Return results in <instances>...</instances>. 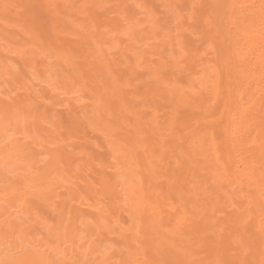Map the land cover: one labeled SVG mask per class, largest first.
<instances>
[{
    "label": "bare ground",
    "instance_id": "1",
    "mask_svg": "<svg viewBox=\"0 0 264 264\" xmlns=\"http://www.w3.org/2000/svg\"><path fill=\"white\" fill-rule=\"evenodd\" d=\"M113 1L114 0H112V2ZM184 1L185 2H181L179 4L185 5V3H187L186 5L189 6L193 5L194 8H197L198 5L196 6L195 3L201 0H197V1L184 0ZM203 1H205L203 2L205 3V5H202L203 3H201V5L204 6L205 8L202 7L199 3L198 4L201 6L202 9H205L203 11L204 15L200 14V12L197 13L198 15L200 14L199 15L200 17L202 16L201 17L202 19L200 17L199 18L196 17V12L198 11L199 8L197 9L196 12H195L196 9H194V11H192V14L190 12L191 17H193L194 23L197 24L196 20L199 19L200 21L201 19V22L198 23L199 26H197L198 30L197 27L193 26V29L194 28L196 29L195 32L192 31V29L190 32L188 31L184 32V28H186L187 25L182 23V25H185L186 27L185 26L180 27L181 19H179L180 15H178L182 11V10L180 11V9H186V8L189 9L192 6L188 8L186 6L181 5L182 8L181 7L179 8L180 12L178 13L177 11L176 15L174 14L176 12L173 11L172 8L168 9L170 12L165 11L167 12L166 14H168L169 12L168 14L169 16L168 17L166 16L165 18H168L169 20L171 19V21L176 20L177 22H173L175 24L169 23L171 24L170 26L166 24L164 26H161L158 23L155 24L156 26L159 25L161 26V28L162 27L164 28L162 29L165 30V32L162 30L163 32H161L159 35H161L163 38L167 37V39L161 40L165 44L164 50L162 48L163 52H160L161 55L155 59H152V61H149L151 60L150 57L148 58L149 60H146L147 62L149 61L151 64L149 62H148L149 64L148 63L145 64L146 62L145 60H143L144 58L142 57V54L145 51H142V49L139 50L140 49L139 46L138 48H136V46L134 48V46L132 45L133 46L132 47L131 43H129L130 44L128 46L129 50H127L129 51V55H127V53L125 52V56H128V59H130V61L126 60L127 61L126 62L125 59H121V60L107 59L108 62H105V60L102 59L100 61L97 60L99 64L96 65V63L94 64L93 62V65H91L94 66L92 67L93 71L96 69L95 71H97L98 73L100 72L101 75L106 74L104 75L106 76V78L108 77L107 74H109L108 79L111 78L110 76H112V73L114 71L116 72V70H118L119 67H121L119 70L124 68L123 71L125 70V72H121V73H125L124 75L126 76L125 78L122 76V78L125 79V82L123 79L120 78L123 81V82L121 81L122 85L125 86L127 83L130 82L129 87L134 88L128 91L129 93H132L130 98H128L130 94L129 95L127 94L128 93L126 92L127 89L123 91L124 87H122V85L118 81L117 82L114 81V85H112L110 82L111 87H109L107 91L105 90V95L106 96L108 95V98H110L109 100H111L112 103L110 107L113 109L112 111L111 110L108 111L107 109L106 111L109 112L107 114L110 115L115 114L113 112L121 113V115H118L119 117H113L112 115H111L112 118L110 116L107 117V118H111L108 119L109 122L111 123L109 127L111 128L113 125H117V127H120V129L124 131L123 133L124 135L121 134L122 136H120L118 135V133L120 132H118L116 133L117 136H119L118 138L113 134H111L110 138L114 136L118 140L120 139L121 143L123 142L125 144V145H120L114 143V146H116V148H113L114 151L111 149V153H109L110 156L111 155L113 156L112 154L113 151L115 153H118L117 156L115 154V156L118 157V159L122 158L120 162L118 161L119 164L117 168L119 167V169L114 170V175L113 177L111 175L110 179L114 177L118 178L119 175L123 174L125 176L124 179L125 182H123L122 180L123 178L121 179V181L117 179L115 180L112 179V181L110 179H109L110 181H107L104 178L102 179V177L100 176L101 174H103V172L102 173L100 172L101 173L100 176L97 175L98 177L97 179L95 178L96 177L95 173L93 174L94 178L97 180L95 185L98 186L97 184L99 185L102 184V186L100 185L102 187L101 189L103 190L101 192L105 193L103 194L104 196L103 198H101L102 197L101 195V197L99 198L100 200L98 199L101 202L97 204V205L100 204V208L99 207L98 208L99 210L102 207H104L105 209L103 210L101 209L100 212L99 211L97 212L96 208L93 207L92 208L96 209L93 211H96L98 213V216L99 213L101 212L106 213L105 212L106 210L109 211L110 209L111 211V214L109 211L108 218L110 219V217H112L111 219L112 223L109 222L112 224V226L111 224L108 225L107 223L105 228L108 227V229L111 228L112 230L111 229H110L111 231L107 230L106 235L108 237L106 236L107 238L105 237L106 239H104L103 242H105L106 240L111 241L108 239L110 238V236L108 235L109 233L117 235V237L114 236V238L111 241V242H116L115 246H113V249L111 250L109 248V245L108 247L106 245V247L112 251L110 254L113 255L114 253L118 254L117 255L118 257L116 259L119 260L118 264H264V0H203ZM164 2L162 0V4H164ZM131 4L133 5V3ZM141 4L143 3L141 2ZM167 4H170L169 0ZM174 4L173 2L171 3L172 6ZM159 5L161 6V1L160 3L158 2V4L156 3V6ZM171 5H167V6L169 7ZM117 6L119 7L118 4ZM134 6H132V8ZM156 6L154 7L156 8ZM120 8L121 7H119V9ZM164 8L166 9V7ZM164 8L163 10H165ZM46 10L50 11V9H46ZM50 12H52V10ZM137 13L135 15H137ZM193 13L195 16L193 15ZM151 15L154 14L152 13ZM188 15H189V11H188ZM160 16H158V19ZM185 16H187V14ZM133 17H135L136 19V16ZM194 18H196V20ZM148 20L149 19H147V21ZM166 20L167 19H165L164 21ZM133 21L136 22V20ZM134 23L133 25H135ZM161 23L162 22L160 20V24ZM118 24L116 25H118L119 27L122 25L121 23ZM80 25L82 24L80 23ZM172 25L175 28V30H173ZM165 26L168 27L167 31L165 29ZM87 27L89 28V26ZM144 27L146 28V26ZM161 28H159V30H161ZM137 29H140L139 32L135 31L136 33H138L139 36L140 34H142L141 36L146 35V33L143 34L142 32L143 31L147 32V30H142L143 28H139V27ZM132 30L129 29V33ZM157 30L158 29H156V31ZM152 31L155 32L153 29ZM85 33L90 34L87 32ZM126 33L123 32V34ZM80 34L79 37L81 38ZM82 34L84 35V31ZM96 34L94 36H96ZM91 35L93 37V34ZM91 35H89L88 38H91L90 37ZM100 35L102 37L103 34ZM157 35L158 34H156V36ZM133 36L134 33L132 34V37ZM102 38H100L99 43L98 40H96L97 41L96 44L102 46L104 45L106 47V45L103 44L102 42V40H104ZM110 39L112 40V38ZM136 39H138V37L135 38V40ZM145 39L147 38L145 37ZM87 40L84 41L87 42ZM116 40L118 39L116 38ZM123 40L121 41L123 42ZM155 40L159 41L158 38H156ZM155 40L153 41L156 42ZM81 41L84 42L83 39ZM81 41L79 42L82 43ZM86 42H84L85 43L84 45L89 44ZM122 42L120 43V38H119V43L121 45ZM91 44L92 43H90L89 45ZM106 44L109 45L107 41ZM94 46H97L98 49L95 48ZM94 46L92 44V48L93 47L95 48V52L99 53V54L96 53V55L98 54L99 56L98 55L94 56L97 59L101 56H104L103 54L107 52V51L104 52L101 46L100 49L98 45L94 44ZM112 46L114 47V43ZM85 48L87 49V47ZM162 53H164V55H162ZM153 54H155V52ZM87 55L89 56V54H86V56ZM71 56L74 57V55ZM106 58L108 57H105V59ZM86 60L88 59L86 58ZM123 63H125V65ZM88 64L90 63L88 62ZM121 64L123 67L121 66ZM69 66L72 67V65ZM114 67H116V69ZM162 68L165 70L166 73L163 72L164 70L160 71V69ZM128 72L130 73L131 77L133 76L132 78L130 77L131 79L127 77L126 73ZM88 75H90V77L93 76L92 74H88ZM95 77L96 76H94L93 79ZM99 77L100 76H98V78ZM106 78L105 80L107 81ZM102 79H104L103 75H102ZM69 81H71V79ZM89 81L91 82V80ZM81 82L84 83V81ZM90 82H89V87L92 86V83ZM115 83H119L120 85L119 84L115 85ZM100 84L101 83H99V85L97 86H95L94 84L93 87L95 86L96 88H98V86L99 87L101 86ZM80 85L82 84L80 83ZM120 86L122 87V90L120 89ZM93 87H91L92 88L91 91L93 92L94 90L93 92L94 95L96 91H95V87L94 89ZM132 90L134 91L132 92ZM101 91H104L103 86ZM86 92H87V88L85 93ZM127 95L128 97L126 98L125 96ZM101 96L99 97L101 98ZM99 97L97 99H99ZM104 97L105 96H103V98ZM93 101H91V104L93 103ZM106 101H108V99ZM106 101H105L106 104L109 103ZM101 102H103V100H101ZM101 102H99L98 105H100ZM103 106L104 105L100 107L103 108ZM82 107H86V106L84 105ZM94 107L92 106L91 108L94 109ZM110 107L108 108L110 109ZM105 108L106 105L104 109ZM98 113H99L98 115L99 117L100 115L103 117L104 116L103 114H105V112L103 114H101L100 112ZM127 114L130 116L129 118H126ZM96 117L94 115V118ZM75 118L74 120L72 119L70 120L72 124L75 121ZM81 118L83 119V117ZM77 119L78 118H76L75 121L76 123H77ZM101 119L103 118L100 117V121ZM129 119H131V121H129ZM37 120H39L38 117ZM97 120L98 119H96V123H98ZM105 120L103 119L102 122ZM119 121L122 122L120 123ZM61 123L62 122H60V124ZM103 123L106 124V122ZM5 125L6 124H4V126ZM11 125L13 124H10V126ZM0 126H1L0 130H1V128H3L2 127L3 125ZM98 126L101 125L97 124V127L95 126L97 130H98ZM75 128H76V124H75ZM75 128L74 131H76ZM106 128H108V126L105 127V129ZM111 131L113 130H110V132ZM75 136H77V134H75ZM110 138L108 141L110 143L106 144L107 148L109 147L108 148L109 151L110 148L113 147L109 144L111 143L113 144V142H115V140L112 142ZM8 141L10 142V140ZM11 141L13 140L11 139ZM18 148L20 147L18 146ZM1 149L2 148H0V151ZM16 149L17 148H15L14 150L16 151ZM21 151L23 152V149ZM80 151H82V149ZM127 157H129L128 160L126 159L125 161H123V159ZM6 159L7 158L5 157L3 162L0 163L1 178L2 176H4L1 173H4V171L8 170L4 168V163L6 162ZM109 159L112 158L109 157ZM25 160L27 161V159ZM68 164H70V162ZM83 167L86 166L80 165L79 168L80 170L78 169L79 170L78 176H80L79 172L81 170L82 172L85 171L83 170ZM111 168L112 166L110 167V169ZM19 169L21 168L19 167L13 168V171L16 172V170ZM22 169L25 170L24 168ZM94 171L95 170H93V172ZM19 173L20 172L18 171L16 172L15 175L10 176L11 179L17 178L18 180L19 176L21 177L24 176L26 181L29 180L27 175H23L24 172H22V174ZM29 175L30 174H28V176ZM82 176L83 175H81L80 177ZM103 176L105 177V175ZM5 177L6 175L4 176V178ZM15 181H12L14 185L16 183ZM88 181L87 180L85 181L86 187L88 186L90 187V185L93 186V184H90V182ZM3 182L4 180L2 178V183L1 182L0 183L2 184V186H4L5 190L7 189L6 188L7 185L8 187L10 184L12 185V183L10 184L7 183V180L5 181V183ZM23 182L25 183V180ZM93 182L95 181L93 180ZM6 183L7 185H5ZM28 183H26V185L23 186L25 189L26 186L29 185ZM32 183H34V185L37 186V189H39L38 187L41 186V184L36 185L34 181ZM83 184L85 185V183ZM47 185L48 186L45 185L46 188H44L43 191L39 192V190L36 189V191H38L37 194L36 193L32 194L35 196V199L36 198L38 199L37 201L41 200L42 203L43 201L47 202L52 199L53 195H55L53 194L54 190H52L51 188L52 185L55 184L51 182L50 184L47 183ZM113 185L116 188L118 185L119 186L121 185L119 188H117L118 190L114 192L116 194L119 193V195L117 200H115L116 202L114 201L115 203H112L115 204L114 205L115 207L111 209L112 207L109 204L110 203L109 202L107 205L110 206H107L108 209H106L104 203L103 205H101L102 202L104 201L101 199H106V201L111 199L109 198V195L112 194L111 192H109V190ZM92 186H91V191L94 190V189L92 190L93 188ZM100 186H98V189H100ZM29 190H26L27 194L29 193L28 192ZM96 190L97 189H95V191ZM13 194L15 193L13 192L12 195ZM23 196L24 194L22 195V197ZM114 197L117 196L114 195ZM1 198L2 196L0 195V199ZM15 201H19V200H15ZM25 201H27V199ZM25 201L23 203H25ZM23 203L21 204L22 206L20 205L21 207L18 206L20 217L23 220L24 218L28 220L29 214L26 213L27 214L26 215L24 214V211L23 212L20 211L21 209L23 210V206H24ZM47 203L45 205L50 206V204ZM119 210L121 211L120 214L118 215ZM26 211L27 212L30 211L29 207L26 208ZM95 214L96 213H94V215ZM103 214L100 217V219L103 218L104 216ZM121 214L124 216L123 219L125 220L123 223H120V220L123 221V219H121L123 217ZM26 216L28 218H26ZM31 216L32 215H30V217ZM6 218L8 219L7 215ZM103 219H105V217ZM109 219L108 221H110ZM32 220L33 219H31L30 221L32 222ZM99 221L100 220H97V222ZM0 223H3L2 220ZM17 224L19 223H17L16 218H13L11 225L16 226ZM4 226L6 225L3 224V226L0 227V230L4 231L5 230L3 229ZM58 227L59 224L57 228ZM93 231L94 229H92L91 234L93 233ZM12 232L16 233L15 230H13ZM49 233H47V235ZM57 233L58 232H56V235ZM73 239L72 241L74 243L76 240L74 241ZM100 242L101 245L104 246L103 245L104 243L102 244V241ZM100 242L96 244L97 247L94 245L93 247L90 246L91 248H96L94 252H97V250L99 249L98 247L100 245ZM84 243L87 245L86 242H83L82 246L84 245ZM111 245L114 244L111 243ZM78 247H81V244ZM81 248L79 249L81 250ZM102 248L104 250V247ZM105 250L107 251L106 248ZM87 251L89 250L87 249ZM227 251L228 253H225ZM102 252L103 251H101L100 253ZM87 253L91 255V253L89 252ZM104 254L106 255L108 253H104ZM110 254H109L110 256L109 258L113 256V255L111 256ZM201 254L202 256H200ZM98 255L97 258H95L96 256H94L93 258L94 262L97 261L96 264H103L102 262L104 261H106V264H108L107 261L108 259L106 260L105 255H103L104 257H102L101 254ZM24 256L25 257L12 260V262L14 264H21L22 262L25 264H51V262L50 261L48 262L46 258L42 259L43 257L41 258L40 261H37L36 260L37 255L35 256L30 253L27 254L25 253ZM76 257L77 256H75V258ZM80 257L82 256H79V258ZM79 260L80 259H77V261ZM88 260H90V256ZM116 260L114 262L112 261L110 262L112 264L113 263L115 264ZM73 262L74 264L78 263L75 262V259ZM0 264H9V263H7V261L0 258ZM78 264H83V263H78Z\"/></svg>",
    "mask_w": 264,
    "mask_h": 264
},
{
    "label": "rangeland",
    "instance_id": "2",
    "mask_svg": "<svg viewBox=\"0 0 264 264\" xmlns=\"http://www.w3.org/2000/svg\"><path fill=\"white\" fill-rule=\"evenodd\" d=\"M114 1L112 2V0H82V1L81 0H77V1L76 0H46V1L45 0H0V121H1L0 125H3L2 126L3 128H1V130H0V148H2L0 151V163L3 162L5 157L7 158L6 162L4 163V168L8 169L7 170L8 172L4 171V173H1V174H3L4 176L6 175L5 178H4V176H2V178L4 180L3 183H5L6 180H7V183H9V184L12 183V185L10 184L12 187L10 185L8 187L7 183L5 184V185H7L6 190H8V191H6L4 186H2V184H1L2 178L0 176V180H1L0 181L1 182L0 183V186H1L0 187V195L2 196V198L0 199V222H1V220L3 222V223H0V227L3 226V224L6 225L3 228V229H5L4 231L0 230L1 231L0 232V258L7 261V263H9V264H14L12 262V260H14V259L25 257L24 256L25 253L26 254L30 253V254L35 255V256L37 255L36 256L37 259L35 258L37 261H40L42 257H43L42 259L46 258L48 262L49 261L51 262V264H71V263L74 264V262H73L74 259H75L76 263L78 262V263L84 264V262H85V264H96L97 261L96 262L93 261L94 256H96L95 258H97V255L101 254L102 257H104L103 256V255H105L104 253H108L105 255V257H106V260L108 259L107 261L109 264L110 261L114 262L118 257L117 253H114V255L110 254L112 252L111 250L113 249V246H115V244H116V242H111V241L114 238V236L117 237V235L109 233L108 235L110 236L111 239L110 238H108V239L111 241L106 240L107 242L106 241L103 242V240L108 237L106 235L107 230L108 231L112 230L110 228V226H109V228L111 230L108 229V227L105 228L107 223H108V225H110L112 223V221H111L112 217H110L111 216L110 215L109 216L110 219L108 218L110 209H109V211L106 210L105 211L106 213L103 212L104 214L102 212L99 213V216H98L97 212L98 211L100 212L101 209L102 210L105 209L104 207H102L99 210L100 204L97 205L100 202L99 198L101 197V195H102L101 198H103L104 197L103 194H105V193L101 192V191H103L101 189L102 184H100L101 186L99 184H97L98 186H100V189H98V186H96L95 183L97 182V180H96L98 178L97 175L100 176V174L102 172H103V174H101V176H100V177H102V179L104 178L107 181H110V180L112 181V179H114V180L117 179V180L121 181V179L123 178L122 180H123V182H125L124 181L125 176L123 174L119 175L118 178L114 177V178L110 179L111 178L110 176L112 175V177H113V175H114V170L119 169V167L117 168V166H118L119 162L122 160V158L118 159V157H116L118 155V153L113 152L114 151L113 148H116V146H114V143L120 144V145H125V144L123 142H122L123 143L122 144L120 139L119 140L117 139L119 136H117V134H116V133L120 132V133H118V135L122 136L121 134H123L124 131L122 129H120V127H117V125H113L111 128L109 127V125H111V123L109 122L108 119H111L112 116L113 117H119L118 115H121V113L113 112L115 114H111L112 116L110 114H107V113H109L108 112L109 110L112 111L113 109L110 107L112 105V103H111V100H109L110 98H108V95L107 96L105 95V90L107 91V89L109 87H111L110 82L112 85H114V81H116V82L118 81L122 85L123 81L121 79H123L125 82L124 78L126 75H124L125 73H121V72H125V70L123 71L124 68H122L121 69L122 71H121V70H119L121 67H119V69L117 67L118 70H116V72L118 71L119 72V73L117 72L118 74L114 71L112 73V76H110L111 77L110 79H108L109 74H107L108 75L107 78H106V76H104L106 74H102L103 78H104V79H102V75L100 74V72L98 73L97 71H95L96 69L93 71L92 67H94V66H91V65H93V62H94V64L96 63V65L99 64L98 61H100L102 59L105 60V62H108L107 59H111V60L112 59H117V60L118 59H120V60L125 59V61L126 60L130 61V59H128V56H125V52L127 53V55H129V51H127V50H129L128 49V46L130 45L129 43H131V46L133 45L134 48H135V46H136V48H138V46H139V48H140L139 50L142 49V51H145L144 53L146 55L144 53H143L144 54L143 55L142 52H141V54H142V57L144 58L143 60H145V62H146L145 64H147L149 61H152V59H155L161 55L160 52H163L162 48L164 50L165 44L161 40L162 39L165 40V39H167V37L163 38L161 35H159L161 32H163V31L165 32V30H163L164 28L162 27L163 28L162 29L161 26H164L165 24L170 26L171 24H169V23L175 24L173 22H177L176 20L171 21V19L169 20L168 18H165L166 16L167 17L169 16L168 14L170 11L168 9L172 8V10L176 12V13H174L175 15L177 14V11L179 13L182 10L181 13L178 14V15H180L179 19H181L180 20L181 21L180 27L187 25L188 29L186 26H185L186 28L183 27L184 32L185 31L190 32L191 29H192V31L195 32L196 29L194 28L195 29L194 30L193 26L197 27V26H199L198 23L201 22L202 16L200 17L199 15L203 14V11L205 10V9L201 8L202 5H205V3H203L205 1L201 0L197 3H195L196 6L198 5L197 8H194L193 5H191L192 7L189 5H186L187 3H185V5L179 4L181 2H185L184 0L183 1L182 0L181 1L180 0H174V1L169 0L170 4H167L168 0H163V2L164 1L166 2V3L164 2V4H162V0H114ZM156 1H158L159 3L161 1V6L160 5L156 6V3L158 4V2H156ZM138 2H140V3H138ZM141 2L143 4H141ZM172 2H173V4L175 3L173 6L171 5ZM100 3L102 6L100 5ZM131 3H133V5ZM198 3L200 5H201V3H203V4L200 6ZM117 4L119 5V7H121L122 9L124 8V9L123 10L121 8L119 9ZM166 4L171 5V6L168 7ZM112 5H114V6H112ZM181 5L186 6L188 8L191 7L189 9L190 10L193 9V10L190 11L189 9H187L185 7L189 11V15H188V11L186 9H180V11H179V8L180 7L182 8ZM132 6H134L135 8L137 7V8L136 9L134 7L132 8ZM139 6L140 7L142 6V7L140 8ZM154 6H156V8ZM38 7H39V9H38ZM67 7H68V9H67ZM164 7H166V9ZM202 7H204V6H202ZM145 8H146V10H145ZM153 8H155V9H153ZM160 8H161V10H160ZM163 8L165 10H163ZM175 8H178V9H175ZM46 9H50V11L52 10V12H50L49 10H46ZM194 9H196L195 12L198 9V11L196 12V17L201 18L200 21L198 18H197L198 20H196V18H194L196 20L197 24L194 23L193 17H191V15H190V12L192 14V11H194ZM146 11H148V12H146ZM165 11H169L168 14H166L167 12H165ZM201 11H202V13H201ZM53 12H54V14H53ZM198 12H200L199 15L197 14ZM136 13H137V15H135ZM150 13L151 14L153 13L154 15H151ZM194 13H193V15H194ZM186 14H187V16H185ZM119 16L121 17L122 20L120 19ZM133 16H136V19ZM158 16H160L159 19L162 22L161 24H160V20L158 19ZM110 17H113L114 19L110 18ZM116 17L118 20L116 19ZM127 17L129 18V20ZM80 18H82V19H80ZM126 18H127V21H129V22L126 21ZM132 19L136 20V22L133 21ZM147 19L151 20L152 22L149 20L147 21ZM165 19H167L166 20L167 22L164 21ZM63 20H65V21H63ZM131 20L133 21V23L135 22L134 23L135 25H133ZM188 22H189V24H188ZM70 23H71V25H70ZM80 23L83 26L80 25ZM118 23H121L122 25L120 24L121 26L119 27ZM131 23H132V25H131ZM139 23H140V26H139ZM157 23L161 26H159V25L156 26L155 24H157ZM182 23L185 25H182ZM116 24H118V25H116ZM87 26H89V28ZM92 26H94V27H92ZM132 26H134V27H132ZM144 26H146L147 29ZM147 26L150 28H148ZM112 27H113V29H112ZM130 27H132V28H130ZM136 27L137 28L138 27L143 28L142 30H147L148 33L145 31H143V32L141 31L143 34L146 33V35L141 36L142 34H140V36H139L138 33H136L135 31L139 32L140 29H137ZM172 27H173V25H172ZM116 28H117V30H116ZM155 28L158 30H159V28H161V30H159L160 32L158 30L156 31ZM82 29L84 31V35L82 34L83 33ZM109 29L110 30L112 29V30L110 31ZM129 29H131V30L133 29L132 30L134 33L133 37H132V34H133L132 31L129 33ZM152 29L155 32H153ZM165 29L167 31L168 27L165 26ZM80 30H81V32H80ZM87 30H89V31H87ZM90 30H91V32H90ZM173 30H175L174 27H173ZM197 30H198V27H197ZM85 32L90 33V34H86ZM105 32H106V34H105ZM123 32H125V33L128 32V33L123 34ZM156 32H158V33H156ZM96 33L98 34V36ZM155 33L158 34L157 35L158 37L156 36ZM79 34H80L81 38L79 37ZM91 34H93V37ZM95 34H96V36H94ZM100 34H103L102 35L103 38L101 37ZM110 34H111V36H110ZM113 34H114V37H113ZM86 35H88V36H86ZM89 35H91L90 36L91 38H88ZM136 35H138V36H136ZM118 36L120 38V43L122 42L121 40L124 39L122 42V45L119 43ZM122 36H124V37H122ZM125 36H126V38H125ZM127 37H128V39H127ZM137 37H138V39L135 40V38H137ZM145 37L147 39H145ZM100 38L106 40L107 43H109V45H107L106 41H104V40H102V42H103V44L106 45V47L104 45L102 46V45L96 44V42H97L96 40H98V43H99ZM110 38H112V40ZM116 38L118 40H116ZM156 38H158L159 41H156L155 40ZM82 39H83V41L89 39V40H87V42L86 41H84V42L89 43V44L92 43L93 46H94V44L98 45L99 49L101 46L102 50L104 52L107 51L108 53L107 52L104 53L103 54L104 56H101L98 59L95 58L94 56H97L99 54L98 52H95V48H97V46H94L95 48L94 47L92 48V44L91 45H89V44L84 45L85 43L81 41ZM91 39H93V40H91ZM152 39L155 40L156 42H154ZM64 40H65V42H64ZM125 40H127V41H125ZM79 41H81L82 43H80ZM157 42L158 43L160 42V43L158 44ZM113 43H114V47L112 46ZM161 43L163 46L161 45ZM118 44H120V45H118ZM62 46H64V47H62ZM84 46L87 47V49ZM76 47H78V48H76ZM144 47H146V48H144ZM88 48H90V49H88ZM109 48H110V51H109ZM123 49L126 51H124ZM23 50H25V51H23ZM112 50H113V52H112ZM33 51H35V52H33ZM91 52L95 55H93ZM151 52H153V53L155 52V54H153ZM82 53H83V55H82ZM96 53H98V54L96 55ZM34 54H35V56H34ZM86 54H89V56L88 55L86 56ZM121 54H123V55H121ZM71 55H74V57H72ZM162 55H164V53H162ZM83 56H85V57H83ZM63 57H64V59H63ZM76 57H78V58H76ZM92 57H94V58H92ZM105 57H108V58L105 59ZM149 57L151 60L148 59ZM161 57H163V56H161ZM86 58L88 60H86ZM129 58H130V56H129ZM146 60H149V61L147 62ZM88 62L90 64H88ZM123 64L125 65V63H123ZM69 65H72V67H74V68L70 67ZM79 65H80V67H79ZM82 65H84V66H82ZM86 66H88V67H86ZM121 66H122V64H121ZM114 68L116 69V67H114ZM162 70H164V69L163 68L160 69V71H162ZM163 72L166 73L165 70ZM66 73H67V75H66ZM128 73H126L127 77H129V79H131L133 76L131 77L130 73H129V75H128ZM82 74H83V76H82ZM85 74H86V76H85ZM88 74H92L93 76L90 77V75H88ZM94 76H96V77L93 79ZM98 76H100V77L98 78ZM122 76L124 78H122ZM80 78L83 80H81ZM100 78H101V81H100ZM105 78L107 79V81L105 80ZM70 79L73 82L69 81ZM85 80H88V81L91 80V82L90 81L89 82L92 83V86L89 87V82L85 81ZM81 81H84V83H82ZM102 82H103V84H102ZM106 82H108V83H106ZM131 82H132V80H131ZM73 83H74V85H73ZM78 83H79V86H78ZM80 83L82 85H80ZM93 83L95 84V86H97V85H99V83H101L100 84L101 86L100 87L98 86V88H96L94 86L95 91H96L94 93V95H93L94 90H93V92L91 91L92 90L91 87H93V85H94ZM119 83H115V85H118ZM83 84H85V85H83ZM129 84H130V82L127 83L125 86L122 85V87H124L123 91H125L127 89L126 92H128L131 89H134L133 87L132 88L129 87ZM73 86H74V88H73ZM102 86H103L104 91H101ZM94 87H93V89H94ZM122 87L120 86L121 90H122ZM86 88H87V92L85 93ZM89 88H91V89H89ZM88 89H89V91H88ZM99 89H100V91H99ZM133 91L134 90H132V92ZM97 92L99 95L97 94ZM100 94L101 95L104 94V95L101 96ZM127 94L128 95L130 94V95H129V97H128V95L125 96L126 98L127 97L130 98V96L132 95V93H129V92ZM99 96H101V98ZM103 96H105V97L103 98ZM98 97L100 100L97 99ZM105 98H107L108 101H106L107 99H105ZM101 100H103V102H101ZM91 101H93V103H94V104L92 103L93 105L91 104ZM105 101L109 102L110 105H109V103L106 104ZM99 102H101L100 105H98ZM84 105L86 107H82ZM102 105H104L103 108L100 107ZM105 105H106V108L104 109ZM90 106L91 107L95 106V107L93 109ZM108 107H110V109ZM95 108H98V109H95ZM107 109H108V111H106ZM83 110L86 112H84ZM95 110H98V111H95ZM98 112H100L101 114H103L105 112V114H103L104 115L103 117L100 115V117L103 118L104 120L109 116L111 117V118H107L105 121H103V122H106V124L102 122L103 119H101V121H100V117L98 116L99 115ZM69 114H70V116H69ZM122 114H124V113H122ZM94 115H95V117L96 116L97 117L94 118ZM126 116H127L126 118L130 117L128 114ZM37 117L39 120H37ZM75 117L78 118L77 123L75 122L76 121ZM81 117H83V119ZM85 117H86V119H85ZM74 118H75V121L73 122V124H74L73 125L72 122H70V120L71 119L74 120ZM79 118H81V119H79ZM96 119H98L97 120L98 123H96ZM54 121H56V122H54ZM91 121H92V123H91ZM129 121H131V119H129ZM60 122H62V123L60 124ZM100 122H101V124H100ZM123 122H124V120H123ZM4 124H6V125L4 126ZM10 124H13V125L10 126ZM75 124H76V128H75ZM97 124L101 125V126H98V130H100V131H98L96 128ZM72 125L76 129V131H74V128L72 127ZM77 125H78V128H77ZM107 126H108V128L105 129V127H107ZM12 127H14V128H12ZM16 127H18L19 129ZM96 130H97V132H96ZM110 130H113V131H111L112 133L110 132ZM103 131L105 132V134ZM101 132H102V134H101ZM75 134H77V136H75ZM111 134H113L114 136H117V138L114 136L110 138ZM73 135H74V137H73ZM101 136H103L104 138ZM109 138L111 139L112 142L115 140V142H113V144L112 143L109 144V145L113 146L110 148V151L108 150L109 147L107 148V145H106V144L110 143V142H108ZM11 139L14 142L11 141ZM8 140H10V142ZM85 143H87V144H85ZM18 146L20 148H18ZM23 146H24V148H23ZM15 148H17L16 151L14 150ZM22 149H23V152L21 151ZM81 149H82V151H80ZM111 149L113 150L112 151L113 156L112 155L110 156V154H109V153H111ZM14 151H15V153H14ZM80 152H82L83 155ZM100 152H102V153H100ZM115 154H116V156H115ZM109 157H111L112 159H109ZM128 158L129 157L124 158L123 161H125L126 159L128 160ZM25 159H27V161ZM32 159H34V160H32ZM32 161H34V162H32ZM69 162H70V164H68ZM114 162L115 163L118 162V163L115 164ZM80 165L86 166V167H83V170H85L84 172H82V170L79 172L80 176L83 175L82 177L78 176V171L80 170L79 169ZM111 166H112V168L114 166L113 170H112V168L110 169ZM16 167L21 168L19 170H16V172L19 171L20 172L19 174H22V172H24L23 175H27V177L29 178V180L31 182L29 180L26 181L24 176H22V177L19 176L18 180H17V178L11 179L10 176H13L16 174V172L13 171V168H16ZM22 168H24L25 170H23ZM84 168H86V169L88 168L87 171ZM95 168H97V169H95ZM70 169H71V171H70ZM88 170H90V171H88ZM93 170H95V171L93 172ZM94 173H95L96 179L94 178V175H93ZM28 174H30V175L28 176ZM76 174H77V176H76ZM88 175H90V176H88ZM103 175H105V177ZM7 176H8V178H7ZM134 179H136V178H134ZM24 180H25V183L23 182ZM86 180L87 181L89 180L88 182H90V184H93V186L90 185V187H89L87 185L88 187H86V182H85ZM93 180L95 182H93ZM12 181L16 182L15 185L13 184ZM33 181L36 183V185L41 184V186L38 187L39 189H37V186H35L34 183H32ZM51 182H53L55 184V185H52V187H51L52 190H54L53 194H55V195H53V197L50 201H47L48 203L45 201H43V203H42L41 200L37 201L38 199L37 198L35 199V196L32 194H34V193L37 194L38 191H36V189L39 190V192L43 191V189L46 188V186H48L47 183L50 184ZM26 183L29 184L28 186L30 188L28 186H26V189L23 187L24 185H26ZM83 183H85V185ZM122 185H123V183H122ZM91 186L93 187L92 190L94 189L93 191H95V189H97L99 191L96 190L95 192H97V193L91 191ZM120 186L118 185L117 188H119ZM117 188L114 187V185L110 188L109 192H111V194L113 195V197H112V195H109V198H111V199H109V200L107 199L108 201H106V199H101V200H104L101 205H103V203H104L106 209H108L107 206H110V205L112 207V208L110 207L111 209H113V207H115L114 206L115 204H112V203H115L116 202L115 200H117V198H118L119 193H117V194L114 193L118 190ZM2 189H3V191H2ZM29 189H31V190H29ZM40 189H42V190H40ZM26 190H29L28 194H27ZM11 192L12 193L14 192L15 194L12 195ZM91 192H93V193H91ZM23 194H24V196H23L24 198L22 197ZM114 195H116L117 197H114ZM68 197H69V199H68ZM26 199H27V201H25ZM30 199H32V200H30ZM15 200H19V201H15ZM24 201H25V203H23ZM22 203L24 204V206H23V210L21 209L20 211H22V212L24 211V214L28 213L29 218L33 217V218H31V219H33L32 222L34 221L33 223L30 221L31 219H29L27 216H26V218H28V220L25 218L23 220L20 217V212H19L18 206H20ZM46 203L50 204V206L45 205ZM108 203L110 205H107ZM28 207H29L30 211L27 212L26 208H28ZM31 207H32V209H31ZM92 207L96 208L97 210L93 209ZM93 210H96L97 212L93 211ZM120 211L121 210H119L118 215L120 214ZM94 213H96L97 216H96V214L94 215ZM102 214L104 215L103 218L105 217V219H103V218L100 219ZM105 214L107 215V217ZM110 214H111V211H110ZM6 215H7L8 219L6 218ZM30 215H32V216L30 217ZM13 218H16L17 223H19V224H17L18 226L17 225L16 226L11 225ZM34 218H35V220H34ZM107 218L110 221H108ZM123 218H124V216L121 219H123ZM3 220H5V221H3ZM97 220H100V221L97 222ZM124 221H125L124 219H123V221L120 220V223H123ZM109 222H111V223H109ZM58 224H59V227H61V228H59V227L57 228ZM111 226H112V224H111ZM113 226H114V224H113ZM99 227H101V228H99ZM56 228H57V230H56ZM58 229L60 232L58 231ZM92 229H94V231L91 234ZM11 230L12 231L15 230L16 233H13ZM105 231H106V233H105ZM56 232H58L57 235H56ZM47 233H49V234L47 235ZM50 235H52V236H50ZM56 237H58V238H56ZM45 239H46V241H45ZM72 239L74 241L76 240L75 242L78 245L75 242L73 243ZM78 240H79V242H78ZM100 241H102V244L104 243L103 244L104 246L101 245ZM83 242H86L87 245L84 243V245L82 246ZM99 242H100V245L98 247L99 249L97 250V252H94L96 248H91L90 246L93 247V245H94L97 247L96 244H98ZM71 243H73V244H71ZM91 243H92V245H91ZM111 243L114 245H111ZM80 244H81L82 248L78 247ZM106 245H107V247L109 245V248L111 250L109 248H107ZM224 245H225V243H224ZM102 247H104V250L106 248L107 251L105 250L106 251L105 252ZM79 248H81V250ZM72 249L75 251H73ZM87 249L89 251H87ZM101 251H103V252L100 253ZM87 252L91 253V255H89ZM225 253H228V251ZM109 254L111 256L113 255L111 257L112 259L109 258L110 257ZM115 254H116V257H115ZM75 256H77V257L75 258ZM79 256H82V257L79 258ZM89 256H90V260H88ZM98 256H100V255H98ZM200 256H202V254ZM200 256H198V257H200ZM83 257H84V259H83ZM91 257H92V259H91ZM77 259H80L79 260L80 262L77 261ZM113 259H115V260H113ZM85 260H87L88 262ZM118 261L119 260H116L115 264H118ZM54 262H56V263H54ZM102 263L106 264V261H104ZM21 264H25V263L22 262ZM110 264H112V263L110 262Z\"/></svg>",
    "mask_w": 264,
    "mask_h": 264
}]
</instances>
